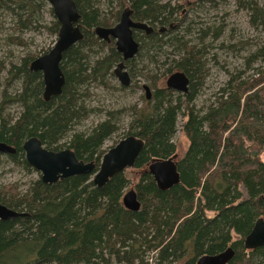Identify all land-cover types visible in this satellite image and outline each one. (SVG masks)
<instances>
[{"label": "rangeland", "instance_id": "obj_1", "mask_svg": "<svg viewBox=\"0 0 264 264\" xmlns=\"http://www.w3.org/2000/svg\"><path fill=\"white\" fill-rule=\"evenodd\" d=\"M74 1L81 3L79 7L76 4L81 27L84 26L81 19L82 6L86 2L97 9L98 13L101 11L103 19L110 20L108 25L103 26L116 23L121 10L130 6L128 3L120 6L117 18H111L112 13L118 9L119 3L116 0ZM152 1L156 5L165 6V12L158 13L157 21L142 20L153 27L151 36L146 35L145 31H133L139 48L133 57L125 61L116 50L114 39L105 42L95 36L93 27L89 32L83 29V38L72 45L80 62L72 64L64 55L59 64L64 77L70 69L81 76L73 87L74 92L69 85H63L61 93L57 95L74 94L75 114L53 141L34 134L43 147L54 151L72 149L71 143L75 139L85 140L92 137L104 126L105 133L99 137L96 146H86V149H79L77 152L72 149L79 160L93 161L97 169L103 154L120 139L127 135H138L146 124L150 125L148 132L151 133L164 121L166 125L164 139L161 138L162 146L174 145L175 159L179 162L178 159L181 160L189 149L190 142L185 133V125L190 111H194L193 115L198 120L202 118L201 129L207 131V122L203 120V116L220 99H224L218 98V95L264 66V0ZM58 28L59 22L47 0H0V131L5 129L7 137L29 105L33 111L31 115L34 123L39 118L50 116L55 108L58 109L61 99H57V96H53L50 107H39L37 93L40 92L42 97L44 87L42 72L29 69L34 58L52 48L57 39ZM111 59L112 63L106 70L98 67L101 61ZM120 61L130 78L128 85L121 84L114 74L115 65ZM67 62L70 68H66ZM177 70L183 71L191 81L186 93L165 86L167 76ZM143 84L148 85L151 90L150 99L145 98ZM29 89H33L32 96L26 95ZM140 109H143L142 114L145 117L139 116ZM168 117L170 123L166 120ZM32 135H22L15 153H0V199L11 200L10 204L19 205L11 208L24 213L32 202L33 194L40 196L43 191L51 190L44 188L43 184L54 186L65 179L70 187L79 188L91 184L94 177L92 172L88 175L68 176L52 184L43 183L42 173L27 162L22 148L23 142ZM152 146L151 144L142 149L132 167L116 174L121 180L117 201L101 196L98 204L89 210L76 202L72 208L74 214L87 219L93 217L94 224L101 229L100 222L104 214L116 216L115 213H121L119 207L130 211L121 202L124 192L133 189L138 198L139 187L150 182L158 189L152 175L146 172L147 164L152 158L163 157L150 155ZM172 153L171 149L167 153L164 151V158ZM62 183L55 190H59ZM94 187L97 186H91ZM240 189L244 191L242 186ZM194 190L195 198L200 197L203 200L199 187ZM88 191L90 189L85 194ZM138 201L141 210L144 201L139 198ZM215 212L216 210L210 209L208 215L212 217ZM69 220L70 217L66 219L67 226L70 225ZM36 226L33 225V230L38 231ZM14 227L13 230L19 232V226ZM142 228L143 225L139 230ZM148 232L152 234V228ZM149 234L146 240L150 239ZM22 235H27V231ZM232 235L236 238L235 234ZM43 236H39V239L44 240L45 233ZM142 238L143 236H138L131 247H118L117 251L106 246L102 257L92 259L93 264H182L177 258L178 255L175 256L170 250L161 252L157 247L145 246L138 251L134 250L133 245L136 242L146 243ZM63 249L64 244L60 241L53 240L48 243L46 239L44 252L47 256L33 264H75L74 261L61 258Z\"/></svg>", "mask_w": 264, "mask_h": 264}, {"label": "trees", "instance_id": "obj_2", "mask_svg": "<svg viewBox=\"0 0 264 264\" xmlns=\"http://www.w3.org/2000/svg\"><path fill=\"white\" fill-rule=\"evenodd\" d=\"M116 1L118 9L111 18H117L120 6L125 3L132 8L135 20L157 21L158 13L165 12V6L156 5L152 0ZM76 4L79 7L81 3L76 1ZM91 6L87 2L82 6L83 32V29L89 32L95 25H108L110 21L103 19L101 11L98 13ZM73 49L74 46H70L63 54L72 64L80 62ZM112 59L101 61L98 67L106 70ZM68 62L66 68H70ZM65 78L64 85H69L74 92L73 87L81 76L70 69ZM29 90L26 95L32 96L33 89ZM38 94L39 107H50L53 97L46 102L40 92ZM218 98L224 99H220L203 116L207 131L201 129L202 118L198 120L193 115L194 111H190L185 125L189 149L177 162L181 184L167 190L157 189L153 182L140 186L138 198L144 201L142 209L130 212L119 207L121 213H115L116 216L106 213L100 222L101 229L94 224L93 217L82 218L75 215L72 208L77 202L89 210L98 204L101 196L117 201L121 186L118 175L111 177L104 186L94 188H91L94 186L92 183L72 188L65 179L62 180L64 183L60 182L59 190L55 189L60 183L54 186L43 184L44 188L51 190L43 191L40 196L33 194L25 216L0 221V264H33L43 260L47 256L44 252L46 239L48 243L55 240L64 244L63 260L93 264L92 259L102 257L106 246L116 251L118 247H131L138 236H143L146 243L136 242L134 250L138 251L142 246L157 247L161 252L170 250L178 255L182 264H195L198 256L215 254L228 246L233 248L234 255L226 264H264V246L247 249L243 244L255 220L264 218V66L250 77L238 80ZM57 99H61L58 109L55 108L50 116L39 118L36 123L32 121L33 111L29 105L24 116L11 128L9 137L7 131L1 129L0 140L14 146L16 151L22 135L38 134L39 138L53 141L76 110L73 93L61 94ZM142 111L138 112L139 116L145 117ZM165 125L161 121L150 133V125L146 124L135 135L144 140V148L153 145L149 150L152 156L164 158V151L167 153L170 149L173 150L172 155H176L174 145L162 146ZM103 129L104 126L100 127L97 134L85 140L75 139L71 148L77 152L86 146H96L99 137L105 133ZM195 187H199L203 200L195 198ZM0 202L10 208L19 206L10 204L11 200ZM210 209L216 210L212 217L208 215ZM68 217L71 219L69 226L65 224ZM14 225L19 226V232L13 230ZM33 225H37L39 230H33ZM141 225L143 228L139 230ZM150 228L152 234L148 232ZM25 230L27 235L24 236ZM44 233L46 238L40 240L39 236ZM148 234L150 239L146 240Z\"/></svg>", "mask_w": 264, "mask_h": 264}, {"label": "water", "instance_id": "obj_3", "mask_svg": "<svg viewBox=\"0 0 264 264\" xmlns=\"http://www.w3.org/2000/svg\"><path fill=\"white\" fill-rule=\"evenodd\" d=\"M53 8L59 22L57 39L52 48L45 54L34 58L29 65L32 71H41L43 78L42 98L48 101L51 97L61 93L65 83L64 74L60 68V61L65 51L83 38L80 24V14L74 0H47ZM131 7H124L116 23L111 26L95 25L93 33L105 42L115 40V48L121 53L125 61L135 55L139 43L133 37L134 30L145 31L149 35L153 27L142 20H135ZM114 74L121 84L128 85L130 78L124 70L123 62L116 63ZM165 86L179 92H188L189 78L183 71H174L165 79ZM145 98L150 99L151 90L143 84ZM145 142L135 135H127L115 145L108 148L103 154L99 167L93 161L79 160L70 148L62 150H49L42 146L36 135L28 137L22 144L27 162L42 173L43 183L52 184L58 179L72 175H88L94 173L92 183L97 187L104 186L111 177L125 168L132 167L136 158L144 148ZM16 148L4 141H0V153L13 154ZM174 155L166 158H152L147 164V172L152 175L158 189L167 190L180 183V174ZM121 202L124 208L130 211L140 209V202L133 189L123 193ZM26 213L14 210L0 203V219H14L25 216ZM244 247L255 249L264 246V218L259 217L253 223L249 233L243 239ZM234 255L232 247L215 254H202L198 256L195 264H226Z\"/></svg>", "mask_w": 264, "mask_h": 264}, {"label": "flooded vegetation", "instance_id": "obj_4", "mask_svg": "<svg viewBox=\"0 0 264 264\" xmlns=\"http://www.w3.org/2000/svg\"><path fill=\"white\" fill-rule=\"evenodd\" d=\"M153 32H154V31H153ZM153 32H152V33H153ZM174 156H176V155H174ZM174 159H175V157H174ZM175 161H176V159H175ZM146 172H147V170H146Z\"/></svg>", "mask_w": 264, "mask_h": 264}]
</instances>
